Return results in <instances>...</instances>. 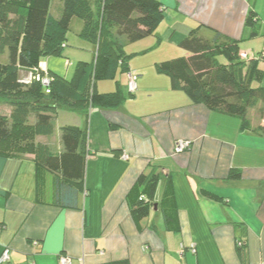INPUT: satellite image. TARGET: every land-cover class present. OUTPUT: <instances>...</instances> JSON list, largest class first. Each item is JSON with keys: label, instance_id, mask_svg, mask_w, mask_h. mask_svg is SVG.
<instances>
[{"label": "crops", "instance_id": "obj_1", "mask_svg": "<svg viewBox=\"0 0 264 264\" xmlns=\"http://www.w3.org/2000/svg\"><path fill=\"white\" fill-rule=\"evenodd\" d=\"M160 1L171 6L157 28L173 40L166 47L169 54L185 55L180 42L202 24L200 34L210 27L248 39L245 24L252 0ZM263 32L264 24L261 34L243 47L263 42ZM69 46L65 55L81 52ZM94 48L80 61H93ZM241 53L249 55L242 47ZM58 62L51 56L41 65L55 72ZM158 62L129 60L139 75L133 94L126 73L125 80L113 79L116 85L97 83L99 92H112L118 81L127 94L121 106L95 107L88 115L59 110L53 134L37 138L60 152L62 126L86 130L80 208L37 202L34 155L0 156V256L10 249V260L0 264H59L65 254L72 264L123 259L130 264H264V134L244 128L238 117L193 103L184 90L172 87L170 76L158 72ZM2 104L0 114L10 115L11 106L3 110ZM180 139L190 141V147L178 153ZM153 170L171 176L179 232L167 229L160 204L165 174L156 191L157 209L153 206L142 230L133 220L127 194L140 173Z\"/></svg>", "mask_w": 264, "mask_h": 264}, {"label": "trees", "instance_id": "obj_2", "mask_svg": "<svg viewBox=\"0 0 264 264\" xmlns=\"http://www.w3.org/2000/svg\"><path fill=\"white\" fill-rule=\"evenodd\" d=\"M51 3L0 0V57L8 55L7 62L0 60V102L12 108L10 115L0 114V156L34 155L37 202L78 209L85 193L86 130L62 126L60 152L37 138L53 134L59 110L88 115L95 107H119L126 101L127 94L118 81L112 92H99L96 85L116 79L118 73L128 77L130 56L122 39L136 42L154 35L167 7L160 0H63L59 16H54ZM75 17L83 21L80 37L96 46L93 61H79L72 79L41 70L44 58L62 55ZM202 25L180 42L185 55L158 62V72L170 76L172 87L184 90L193 103L238 117L244 128L264 134V123L253 127L247 117L253 105L261 102L264 106V50L253 57L244 55L242 39L214 28V37L206 38L200 34ZM245 28L248 39L262 32L260 18L252 8ZM37 75L49 77L50 83L36 79ZM163 175L166 185L160 204L165 224L170 231L181 230L171 176L156 170L140 173L126 197L139 230L155 206ZM231 176L240 174L231 172ZM101 264L130 263L123 259Z\"/></svg>", "mask_w": 264, "mask_h": 264}, {"label": "rangeland", "instance_id": "obj_3", "mask_svg": "<svg viewBox=\"0 0 264 264\" xmlns=\"http://www.w3.org/2000/svg\"><path fill=\"white\" fill-rule=\"evenodd\" d=\"M62 3H63V0H52L51 13L54 16H59L60 7L62 6ZM250 4L252 6L251 7L252 9H254L255 11L257 10L258 12H261L262 14L261 26H263L264 24V0H252ZM166 6L168 8L167 9L168 11L171 6L169 4H166ZM81 26H82V20L78 17L73 18V21L70 26L69 34H68V41H67L68 44L70 45L69 47L75 48L74 50L78 49V51H81V52H78L76 55L75 54L65 55L64 50L66 48H64L62 55L54 56V58L59 60V62L54 65L55 67L58 68V71H55V72H57L59 75L64 76V77L68 76L71 79L74 76L78 62L80 61L79 56L80 55L82 56V54L84 57H86L87 55L90 56V54H93V50L95 49L94 44H92L89 41H86L85 39L80 37V35H78L81 30ZM201 35L207 38H213L215 35V32L210 27H206L204 29V32L201 33ZM149 41H151L150 44H148ZM171 41H173L171 40V37L164 35V33L162 35H159L158 31L156 30L154 35L149 36L145 39L136 41V42H130L125 38L124 39V50L130 56L129 60L131 62L132 60L148 61V60H155V59L159 61H163V60H169V58L171 59V58L182 56V55H173V54L168 53V51L166 50V47L169 45V42L171 43ZM246 41H249V39L242 40L240 43V46L245 51L248 52L249 57H253L257 55L259 52L262 51V49H264V39H263V42L260 39L256 40V43L260 47H258V45L252 44V45H249L251 47L245 48L243 47V45L247 43ZM178 49L179 51L183 52V50L180 47ZM0 60L3 62H7L8 55L7 54H5L4 56L2 55L0 57ZM117 77H119L117 79L120 81L126 79L125 73H118ZM103 81H113L112 83L115 84L116 80L107 79ZM254 83L257 84L256 81H254ZM4 104L5 103H3L2 105ZM8 107L9 106L5 104L4 106H1V109L4 110L5 108H8ZM263 107H264L263 104L259 102L250 108L247 117L250 120L253 127L255 125H259L260 123L264 122V108ZM0 112L2 111L0 110Z\"/></svg>", "mask_w": 264, "mask_h": 264}, {"label": "built area", "instance_id": "obj_4", "mask_svg": "<svg viewBox=\"0 0 264 264\" xmlns=\"http://www.w3.org/2000/svg\"><path fill=\"white\" fill-rule=\"evenodd\" d=\"M245 55V54H244ZM41 70L46 72V69L43 68V66L41 65ZM36 79H41L42 82H44L45 84H49L50 83V78L45 76V77H41L40 75H37L35 77ZM139 78V75L134 72L133 70H130L128 72V90L129 92H136L138 90V83L137 80ZM190 146V141L185 140V139H180L177 141L176 145H175V151L180 153L185 151L188 147ZM10 260V249L9 248H5L0 256V262L1 263H6ZM59 264H72V258L69 255H61L59 257Z\"/></svg>", "mask_w": 264, "mask_h": 264}, {"label": "water", "instance_id": "obj_5", "mask_svg": "<svg viewBox=\"0 0 264 264\" xmlns=\"http://www.w3.org/2000/svg\"><path fill=\"white\" fill-rule=\"evenodd\" d=\"M156 209H157V204H155V206H154Z\"/></svg>", "mask_w": 264, "mask_h": 264}]
</instances>
